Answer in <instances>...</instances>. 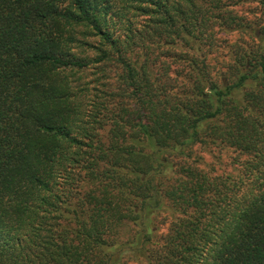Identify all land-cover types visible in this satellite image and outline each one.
Masks as SVG:
<instances>
[{
    "label": "trees",
    "instance_id": "16d2710c",
    "mask_svg": "<svg viewBox=\"0 0 264 264\" xmlns=\"http://www.w3.org/2000/svg\"><path fill=\"white\" fill-rule=\"evenodd\" d=\"M255 2L0 0V264H264Z\"/></svg>",
    "mask_w": 264,
    "mask_h": 264
},
{
    "label": "rangeland",
    "instance_id": "374dc122",
    "mask_svg": "<svg viewBox=\"0 0 264 264\" xmlns=\"http://www.w3.org/2000/svg\"><path fill=\"white\" fill-rule=\"evenodd\" d=\"M236 4L234 9L238 14L247 20L258 15L255 0H233ZM224 36L223 34H221ZM226 36V35H225ZM227 40L235 39V35L227 36ZM246 156L241 155L233 149L226 147L202 148L194 147L191 153L193 165L201 170L210 172L212 175H231L236 177L243 171L242 163L246 161ZM158 234L165 233L168 228V221H162V217L156 219Z\"/></svg>",
    "mask_w": 264,
    "mask_h": 264
}]
</instances>
